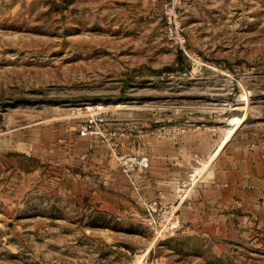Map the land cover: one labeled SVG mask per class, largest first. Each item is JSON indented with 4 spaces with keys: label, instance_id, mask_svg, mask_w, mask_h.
Returning a JSON list of instances; mask_svg holds the SVG:
<instances>
[{
    "label": "rangeland",
    "instance_id": "1",
    "mask_svg": "<svg viewBox=\"0 0 264 264\" xmlns=\"http://www.w3.org/2000/svg\"><path fill=\"white\" fill-rule=\"evenodd\" d=\"M166 1L0 0V264H264V216L166 232L142 151L264 142V0H181L184 49Z\"/></svg>",
    "mask_w": 264,
    "mask_h": 264
},
{
    "label": "crops",
    "instance_id": "2",
    "mask_svg": "<svg viewBox=\"0 0 264 264\" xmlns=\"http://www.w3.org/2000/svg\"><path fill=\"white\" fill-rule=\"evenodd\" d=\"M130 1H134V8L151 7L158 2ZM244 126L245 122L236 125L237 130L231 139L224 140V146L219 141L210 142L211 147L204 156L189 139L188 143L179 139L178 144L171 145V159L164 155L163 146L142 149L158 154L157 160L152 159L146 182L152 196L160 193L164 204H174L183 221L194 230L208 234L243 232L249 217L264 216V142L252 143L245 135ZM184 153L188 154L189 161H183Z\"/></svg>",
    "mask_w": 264,
    "mask_h": 264
},
{
    "label": "built area",
    "instance_id": "3",
    "mask_svg": "<svg viewBox=\"0 0 264 264\" xmlns=\"http://www.w3.org/2000/svg\"><path fill=\"white\" fill-rule=\"evenodd\" d=\"M180 3L181 0H167L164 5L167 19V33L169 34V37L180 46V48L184 49L187 37L185 33H183V28L177 12ZM147 210L151 215L159 216L162 219L164 218V221L169 222L168 225L165 226L166 232L175 230V225L177 223V220L174 219V215L177 211L175 205L163 207V205H161V200L156 199L147 205Z\"/></svg>",
    "mask_w": 264,
    "mask_h": 264
},
{
    "label": "water",
    "instance_id": "4",
    "mask_svg": "<svg viewBox=\"0 0 264 264\" xmlns=\"http://www.w3.org/2000/svg\"><path fill=\"white\" fill-rule=\"evenodd\" d=\"M125 83L128 84V80H125Z\"/></svg>",
    "mask_w": 264,
    "mask_h": 264
}]
</instances>
